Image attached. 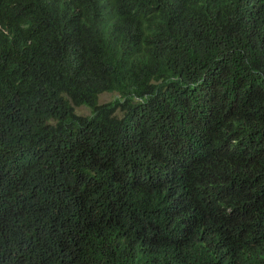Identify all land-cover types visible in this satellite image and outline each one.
<instances>
[{
  "label": "trees",
  "instance_id": "1",
  "mask_svg": "<svg viewBox=\"0 0 264 264\" xmlns=\"http://www.w3.org/2000/svg\"><path fill=\"white\" fill-rule=\"evenodd\" d=\"M0 264H264V0H0Z\"/></svg>",
  "mask_w": 264,
  "mask_h": 264
},
{
  "label": "rangeland",
  "instance_id": "2",
  "mask_svg": "<svg viewBox=\"0 0 264 264\" xmlns=\"http://www.w3.org/2000/svg\"><path fill=\"white\" fill-rule=\"evenodd\" d=\"M117 97H119V95L118 93H115V92L103 93L99 96L98 103L99 104L107 103V102L113 101ZM74 110H75V113L80 116H87L90 113L89 108L85 106L75 107Z\"/></svg>",
  "mask_w": 264,
  "mask_h": 264
},
{
  "label": "clouds",
  "instance_id": "3",
  "mask_svg": "<svg viewBox=\"0 0 264 264\" xmlns=\"http://www.w3.org/2000/svg\"><path fill=\"white\" fill-rule=\"evenodd\" d=\"M105 93H109V92H105ZM103 94V93H102ZM101 95V94H100ZM99 95V96H100ZM98 99H99V97H98ZM108 103V102H107ZM76 106H73V111H74V114L76 115V116H80V115H77L76 113H75V110H74V108H75ZM81 107V106H80ZM85 107H87V106H85ZM87 108H89V107H87ZM89 110H90V113H89V115H87V116H90L91 115V109L89 108ZM81 117H86V116H81Z\"/></svg>",
  "mask_w": 264,
  "mask_h": 264
}]
</instances>
